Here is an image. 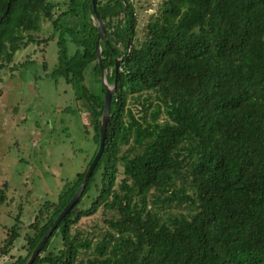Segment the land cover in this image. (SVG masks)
<instances>
[{"label":"trees","instance_id":"16d2710c","mask_svg":"<svg viewBox=\"0 0 264 264\" xmlns=\"http://www.w3.org/2000/svg\"><path fill=\"white\" fill-rule=\"evenodd\" d=\"M133 1L97 2L102 64L116 85L105 149L32 264H264V0H161L142 31L145 8ZM64 17H82V32ZM43 21L48 36L37 34ZM55 38L54 75L76 95L66 110L84 120L96 150L57 200L43 202L25 255L10 264L26 263L82 185L105 88L92 0H0V73L20 49ZM67 42L81 50L70 54ZM89 218L97 222L86 228ZM20 228L18 218L0 237V258Z\"/></svg>","mask_w":264,"mask_h":264},{"label":"rangeland","instance_id":"374dc122","mask_svg":"<svg viewBox=\"0 0 264 264\" xmlns=\"http://www.w3.org/2000/svg\"><path fill=\"white\" fill-rule=\"evenodd\" d=\"M138 1L145 8L139 14L142 31L161 0H134L135 6ZM59 13L56 9V15ZM62 21L81 32L85 24L82 17H64ZM52 32V23L43 21L37 34ZM67 46L70 54L81 50L71 42ZM57 64L55 38L47 45L36 43L20 49L0 73V189L8 185L7 201L0 207V237L6 236L18 218L21 227L10 256L0 258V264L25 255L21 247L24 236L31 232L28 226L40 206L46 200H57L65 183L86 168L96 150L84 120L66 110L76 107L75 89L54 75ZM135 112L140 114V108ZM96 222L89 218L84 226ZM60 244L61 237L54 236L50 248Z\"/></svg>","mask_w":264,"mask_h":264},{"label":"water","instance_id":"95a60500","mask_svg":"<svg viewBox=\"0 0 264 264\" xmlns=\"http://www.w3.org/2000/svg\"><path fill=\"white\" fill-rule=\"evenodd\" d=\"M92 2H93V10L95 12V16H96V19L98 22V39L96 41V51H97V56H98V62L100 64V68H101V82L105 88V106H104V112L100 118L99 148H98V151H97L95 157L93 158V160H92V162L88 168V171L85 175V179H84L82 185L79 187L76 194L69 201V203L64 207V209L59 214V216L56 218V220L54 221L52 226L44 234L43 238L40 240V242L38 243L36 248L33 250V252L31 253L30 257L28 258V260L26 261L25 264H32L34 262L36 256L40 253L41 249L46 244V242L50 238L51 234L54 232V230L57 228V226L60 224V222L64 219V217L68 214V212H70L71 209L76 205V203L80 199L81 195L83 194V192L86 188V185H87L96 165L98 164L100 158L102 157L104 149H105V141H106L107 131H108V122L111 118V111H110L111 101H112L114 91L116 89V85L115 84H113V85L109 84V82L107 80V76H106V70L102 64L100 41L102 39L103 34L105 33V26H104L103 20L101 19L100 15L98 13V10H97L98 0H92ZM121 60H122V58L116 57V66H115L116 71L119 70Z\"/></svg>","mask_w":264,"mask_h":264}]
</instances>
